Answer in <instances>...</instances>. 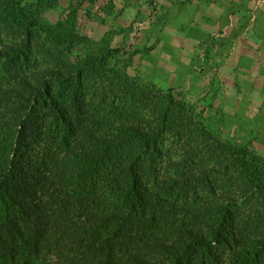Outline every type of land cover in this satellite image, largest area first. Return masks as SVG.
Returning a JSON list of instances; mask_svg holds the SVG:
<instances>
[{
  "label": "trees",
  "instance_id": "trees-1",
  "mask_svg": "<svg viewBox=\"0 0 264 264\" xmlns=\"http://www.w3.org/2000/svg\"><path fill=\"white\" fill-rule=\"evenodd\" d=\"M30 6L0 0V29L16 36L0 45V264H264V158L127 78L89 98L81 79L119 51L26 72L36 31L57 29ZM168 128L196 141L161 174ZM230 226L241 250H223Z\"/></svg>",
  "mask_w": 264,
  "mask_h": 264
},
{
  "label": "rangeland",
  "instance_id": "rangeland-1",
  "mask_svg": "<svg viewBox=\"0 0 264 264\" xmlns=\"http://www.w3.org/2000/svg\"><path fill=\"white\" fill-rule=\"evenodd\" d=\"M26 3L31 4L33 11L36 10L34 5L38 4V9L42 10L40 22L56 26V33L59 31V34L49 36L42 30L36 31L32 47L25 49L28 61H24L22 67L26 72L43 68L66 70L79 60L100 52L119 51L103 69L87 73L81 79L80 90L88 92L89 98L104 93L112 95L111 89L120 79L127 78L135 88L145 87L153 101H160L169 93L176 102L185 103L195 121L210 129L214 136L249 147L247 138L238 137L241 125L224 116L221 103L225 99L218 92L201 87L200 78L196 76L190 87L182 78H179L180 83H173V76L183 68L174 65L169 58V48L164 44L174 43L181 49L182 61H186L185 41L177 35L175 27L169 25L168 13L163 11L166 6L161 0H26ZM14 39L15 35L0 29V45ZM39 43L43 48L38 53L36 45ZM74 84L72 81L61 94L65 97ZM193 139L169 128L160 135L156 159L161 174L168 164L185 156L196 141ZM201 159L194 156L189 167L196 170L202 164ZM237 206L234 221L238 216L252 212L253 198L242 200ZM228 230V243L223 250H241L244 243L236 237L232 226Z\"/></svg>",
  "mask_w": 264,
  "mask_h": 264
},
{
  "label": "crops",
  "instance_id": "crops-1",
  "mask_svg": "<svg viewBox=\"0 0 264 264\" xmlns=\"http://www.w3.org/2000/svg\"><path fill=\"white\" fill-rule=\"evenodd\" d=\"M161 3L169 25L185 41L186 61L174 43L164 44L174 65L183 68L173 83L182 78L190 87L196 76L201 87L218 92L225 99L224 116L241 125L238 137L247 138L249 148L264 158V0Z\"/></svg>",
  "mask_w": 264,
  "mask_h": 264
}]
</instances>
